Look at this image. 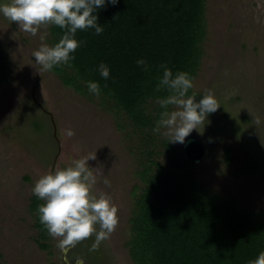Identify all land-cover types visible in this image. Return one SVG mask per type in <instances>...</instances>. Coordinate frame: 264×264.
<instances>
[{
  "label": "rangeland",
  "instance_id": "rangeland-1",
  "mask_svg": "<svg viewBox=\"0 0 264 264\" xmlns=\"http://www.w3.org/2000/svg\"><path fill=\"white\" fill-rule=\"evenodd\" d=\"M206 22L192 90L206 95L211 89L221 107L207 118L203 134L186 137L206 146L194 174L211 194L264 212V0H207ZM44 32L52 45L50 27L33 36L0 16V59L8 74L0 86V264H134L126 243L144 187L142 163H165L166 143L183 155L184 143H170L163 129L154 133L156 124L140 129L113 102L41 72L32 52ZM157 107L154 100L145 105L153 117ZM67 128L75 135L67 137ZM88 153L96 154L89 161L97 168L95 191L111 196L118 225L97 248L92 237L62 253L58 240L36 226L32 187L44 173Z\"/></svg>",
  "mask_w": 264,
  "mask_h": 264
},
{
  "label": "trees",
  "instance_id": "trees-1",
  "mask_svg": "<svg viewBox=\"0 0 264 264\" xmlns=\"http://www.w3.org/2000/svg\"><path fill=\"white\" fill-rule=\"evenodd\" d=\"M207 0H118L99 10L104 31H78L83 41L69 64L52 72L80 94L87 81H98L104 100L125 112L140 129L153 128L157 116L145 105L168 95L157 90L161 65L188 72L193 78L201 65V45L206 38ZM53 43L64 30L50 26ZM1 54V53H0ZM144 59L148 70L137 64ZM110 69L101 77L99 65ZM7 66L0 59V86L7 83ZM193 94V90H189ZM165 163H142L144 187L135 199L126 243L134 264H248L264 251V212L245 208L235 201L208 192L194 174V163L172 145L165 144ZM231 162L230 150L226 149ZM151 155V154H150ZM32 211L43 201L32 199ZM36 226L45 235L39 223ZM46 248L47 245H42ZM1 258V254H0Z\"/></svg>",
  "mask_w": 264,
  "mask_h": 264
},
{
  "label": "clouds",
  "instance_id": "clouds-1",
  "mask_svg": "<svg viewBox=\"0 0 264 264\" xmlns=\"http://www.w3.org/2000/svg\"><path fill=\"white\" fill-rule=\"evenodd\" d=\"M113 5L118 0H0V16L15 22L19 31L35 36L41 28L57 26L64 30L55 44H48L47 32L40 35L42 43L32 52L34 63L41 72H50L58 65L69 64L75 59L74 53L83 41L76 39L78 31L94 29L99 35L104 31L99 21V10L106 4ZM137 64L148 70L144 59ZM163 75L158 78L157 90L166 89L168 95L157 98L160 106L159 118L154 133L170 138V143H185L194 130L203 134L205 121L221 107L214 92L209 89L197 101L196 94H189L194 78L184 71H173L161 65ZM99 72L105 80L110 76L109 67L101 63ZM88 91L99 97L102 89L98 81H87ZM262 118L256 117V123ZM67 137L75 135L72 128L64 130ZM96 154L88 153L78 159H71L65 167L46 172L32 187V194L43 203L36 208L39 223L48 235L58 240L57 247L62 253L71 251L80 242L92 238V248H97L107 240L118 225V208L111 196L105 192L97 193V168L89 165ZM108 184L107 179L104 180ZM77 264H84L78 259ZM248 264H264V251Z\"/></svg>",
  "mask_w": 264,
  "mask_h": 264
},
{
  "label": "water",
  "instance_id": "water-1",
  "mask_svg": "<svg viewBox=\"0 0 264 264\" xmlns=\"http://www.w3.org/2000/svg\"><path fill=\"white\" fill-rule=\"evenodd\" d=\"M193 94H196L197 101L202 99V94L199 93H193ZM183 149H184V154H183L184 158L186 160L192 161L194 164L200 163L206 152V146L195 138L187 139L186 142L184 143Z\"/></svg>",
  "mask_w": 264,
  "mask_h": 264
}]
</instances>
